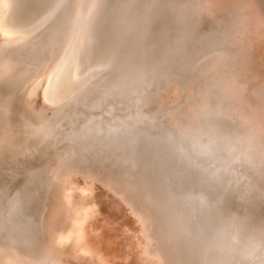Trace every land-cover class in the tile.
Segmentation results:
<instances>
[{"label":"bare ground","instance_id":"6f19581e","mask_svg":"<svg viewBox=\"0 0 264 264\" xmlns=\"http://www.w3.org/2000/svg\"><path fill=\"white\" fill-rule=\"evenodd\" d=\"M256 1L0 0V264H264ZM80 43L85 71L51 80ZM43 82L81 101L36 127ZM78 172L136 217L76 208Z\"/></svg>","mask_w":264,"mask_h":264},{"label":"rangeland","instance_id":"374dc122","mask_svg":"<svg viewBox=\"0 0 264 264\" xmlns=\"http://www.w3.org/2000/svg\"><path fill=\"white\" fill-rule=\"evenodd\" d=\"M155 1H158L159 2V4H161V3H174V4H179V3H182V2H188V1H197V0H171V2H170V0H155ZM175 1V2H174ZM178 1H179V3H178ZM181 1V2H180ZM257 2V4H258V6H260V11L262 12V14H264V4L262 3V0H257L256 1ZM220 13V12H219ZM218 13V14H219ZM207 14L208 13H204L203 14V26L204 27H206V28H208L209 27V25H208V19H207ZM0 35H3V31H0ZM81 44V43H80ZM77 46V48H75ZM75 47H72V48H69L68 49V45H66V48H64L63 50H65L66 49V51H68V55L67 56H65L66 58H64L61 62L62 63H60V66L58 67L57 66V68H55V69H53V71H52V73H54L53 75V77L51 78V80H56L57 78H58V83H61V82H63V80L66 78H69L70 79V77H72L71 78V80L73 79V78H76V76H75V74L77 73V72H79L80 70L82 71V70H84L85 71V69L87 68L86 67V55H87V51H86V45H83V44H81L80 46H79V44L78 45H76ZM80 48H81V51H80ZM78 51H77V50ZM85 49V50H84ZM77 52V53H76ZM71 54V55H70ZM82 54V55H81ZM70 55V57H71V59H70V57H68ZM76 55V56H75ZM77 55H79V56H77ZM76 57V58H75ZM77 58H78V60H77ZM67 60V62H68V64H67V62H66V60ZM70 59V61H68ZM76 59V60H75ZM65 62V63H64ZM71 62V63H70ZM71 64V65H70ZM72 64H74V65H76V66H74V65H72ZM63 65V66H62ZM67 65H69V66H67ZM68 68H67V67ZM72 66H73V68H72ZM75 67V68H74ZM77 67H79V68H77ZM70 68H72V70L70 69ZM74 69H75V71H76V73H75V71H74ZM70 70V71H69ZM73 71V72H72ZM83 71V72H84ZM67 72H69V73H67ZM72 72V73H71ZM67 73V74H66ZM69 74H71L70 76H67V75H69ZM73 74V75H72ZM64 75H66V76H64ZM52 76V75H51ZM49 78V77H48ZM65 79V80H66ZM47 80V79H46ZM45 80V81H46ZM51 80H49V81H51ZM64 80V81H65ZM46 86H47V88H48V83L46 84H44V82H43V85H41V87H40V91L39 92H41L42 93V98H43V103H42V105H40L39 106V111H38V114L36 115V117L33 119V121H35L36 123H35V126L36 127H42V126H44L46 123H48V122H50L51 120H52V117H53V120H54V118L55 117H57V115H63L64 114V112L66 113L67 111H69L70 109H72V108H75V106H77L78 105V103L81 101V100H79L78 98L79 97H76L74 94H72L70 97L71 98H69V96H64V98H63V95H61L62 96V98H61V96H60V98H56V99H54V101L51 99L50 100V98L49 99H46L45 98V96L43 95L44 94V92H45V90L47 89L46 88ZM50 89V88H49ZM51 89H53V87L51 88ZM47 91H51V90H47ZM37 97H40V96H37ZM46 99V100H45ZM59 99H61L60 101H61V103L59 102ZM66 99V100H65ZM66 101H68V103L66 102ZM72 101H74L73 102V104L75 105V106H72V105H70L71 103H72ZM47 102V103H46ZM55 102V103H54ZM59 103H60V106H57L58 107V109L60 108V110H58L57 109V107H56V104L57 105H59ZM64 103H65V105H64ZM67 103V104H66ZM2 104L0 103V106H1ZM67 105V106H66ZM62 106L64 107V108H62ZM72 106V107H71ZM41 107V108H40ZM47 107V108H46ZM52 107H53V109L54 110H52ZM1 109V108H0ZM62 109H65V111H62ZM67 110V111H66ZM46 111H48V112H46ZM59 111H62V112H59ZM48 113V114H47ZM57 113H61V114H57ZM63 113V114H62ZM53 114H55V116H53ZM57 114V115H56ZM5 117V116H4ZM1 120L0 121H2L3 123L0 125L1 127L4 125V123L7 121H5V120H3L2 119V116H1V118H0ZM48 121V122H47ZM38 124H39V126H38ZM13 125H14V122H13ZM78 173H79V176H78ZM78 173H74L73 175H72V173H71V175H68V177H67V181H66V184H67V191L69 190V192H72L73 190V192L72 193H77V195L75 196V200L77 199V201L79 200V196H81V194L83 193V194H86V195H88L86 198H85V201H83L82 200V202H80V203H77L76 204V202H75V204H76V208H80V207H82V206H85V205H93V204H97V205H101L102 207H104V209H105V213L104 214H109V213H112V217H121V216H127V214H128V216L129 215H134V216H130V217H136V211L133 213V211H132V213H131V210H129L130 209V207H128V204L125 206L124 204V202L122 201V200H120L121 198L120 197H118L119 196V194H118V188L116 187V186H114V185H110L109 186V184L111 183L110 181L108 182V181H102V180H100V179H98V178H96V177H94L93 175H91V174H88V173H84V172H78ZM89 176H88V175ZM84 175V176H83ZM87 175V176H86ZM83 176V177H82ZM71 177V178H70ZM94 180V181H93ZM98 180V181H97ZM70 182V183H69ZM96 183V184H95ZM99 183V184H98ZM104 183H105V185H104ZM77 184V185H76ZM89 184V185H88ZM79 185V186H78ZM99 186H101V187H99ZM105 188L104 190L102 189V188ZM92 188V189H91ZM109 188H110V190H109ZM114 188H115V190H114ZM68 192V193H69ZM109 192V193H108ZM111 194V195H110ZM53 195H52V193L50 194V197H52ZM110 198H111V200H110ZM119 198V199H118ZM114 199H116V202H114ZM118 200V201H117ZM115 203V204H114ZM122 203H123V206H120V205H122ZM119 204V205H118ZM120 206V207H119ZM127 209H126V208ZM113 209V210H112ZM125 209L126 210H128V212H125ZM119 210V211H118ZM124 210V211H123ZM48 211V210H47ZM46 210H45V214H47V213H49V211L47 212ZM121 212H124L125 214L123 215ZM127 216V217H128ZM137 216H138V213H137ZM48 217H49V215H48ZM98 217H103V215L101 216V215H99ZM138 217H140V216H138ZM50 223V224H49ZM48 224L50 225L48 228L46 227L45 229H46V231H45V235L47 236V231H48V229L51 231V232H53V230H51L50 228H51V226H52V223L53 222H49ZM113 223H115V221H113ZM63 225H64V227H62V228H60V229H62V230H64V231H62L63 233L61 234V233H59L57 236H56V234H57V232L55 233L54 232V236L56 237V240H57V243H62L63 241H65L66 239H67V244H69L70 243V245L72 244V241L70 240V238H67L66 237V235H67V233L69 232V230H68V227H69V225L67 224V227H66V225H65V223H63ZM65 228H67V229H65ZM68 231V232H67ZM130 235H131V237L134 239V240H138V236H135V234H139V233H136V232H134V231H130ZM133 233V234H132ZM69 234V233H68ZM64 235V236H63ZM68 236V235H67ZM136 238V239H135ZM62 239V240H61ZM68 239H69V241H68ZM72 240H73V238H71ZM59 240V241H58ZM66 242V241H65ZM65 242H63V243H65ZM66 243H65V245L68 247V248H70V245H67ZM128 244H130L129 246L131 247V245H132V247L131 248H129L128 247ZM128 244H127V247L130 249V251H132V250H135V249H137L138 247L137 246H134L131 242H128ZM72 246V245H71ZM61 247V246H60ZM61 252V251H60ZM30 254H33V253H30ZM64 254V253H63ZM74 263H76L77 261H73ZM125 263H128V262H125ZM138 264H140V262H137ZM77 264H79V263H77Z\"/></svg>","mask_w":264,"mask_h":264}]
</instances>
